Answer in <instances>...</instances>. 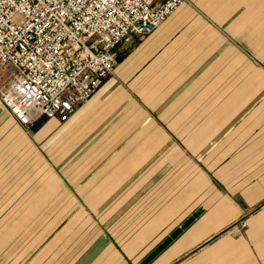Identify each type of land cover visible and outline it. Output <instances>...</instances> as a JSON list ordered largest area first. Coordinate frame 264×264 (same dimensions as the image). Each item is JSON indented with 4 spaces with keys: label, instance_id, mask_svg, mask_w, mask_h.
<instances>
[{
    "label": "crops",
    "instance_id": "obj_1",
    "mask_svg": "<svg viewBox=\"0 0 264 264\" xmlns=\"http://www.w3.org/2000/svg\"><path fill=\"white\" fill-rule=\"evenodd\" d=\"M65 123L0 105V264H264V0H186Z\"/></svg>",
    "mask_w": 264,
    "mask_h": 264
},
{
    "label": "built area",
    "instance_id": "obj_2",
    "mask_svg": "<svg viewBox=\"0 0 264 264\" xmlns=\"http://www.w3.org/2000/svg\"><path fill=\"white\" fill-rule=\"evenodd\" d=\"M186 0H0V102L33 133L67 122L109 79L115 50L148 36Z\"/></svg>",
    "mask_w": 264,
    "mask_h": 264
},
{
    "label": "rangeland",
    "instance_id": "obj_3",
    "mask_svg": "<svg viewBox=\"0 0 264 264\" xmlns=\"http://www.w3.org/2000/svg\"><path fill=\"white\" fill-rule=\"evenodd\" d=\"M6 72H7V70L6 69H4L2 72H1V74H0V83H2L5 79V75H6ZM0 105L3 107V105L1 104V102H0ZM4 108V107H3ZM5 109V108H4ZM6 110V109H5ZM6 112H7V110H6ZM8 113V112H7ZM8 115H9V113H8ZM10 116V115H9ZM11 117V116H10ZM12 118V117H11ZM13 119V118H12ZM14 120V119H13ZM14 122L15 123H17L15 120H14ZM17 125H19L18 123H17ZM20 126V125H19ZM21 127V129H22V131L23 132H25L26 133V131H25V129H23V127L22 126H20Z\"/></svg>",
    "mask_w": 264,
    "mask_h": 264
}]
</instances>
